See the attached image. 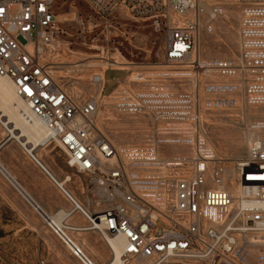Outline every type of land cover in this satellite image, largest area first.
Returning a JSON list of instances; mask_svg holds the SVG:
<instances>
[{
	"label": "built area",
	"instance_id": "built-area-1",
	"mask_svg": "<svg viewBox=\"0 0 264 264\" xmlns=\"http://www.w3.org/2000/svg\"><path fill=\"white\" fill-rule=\"evenodd\" d=\"M87 1L100 14L124 7L163 30L158 61L107 94L116 115L145 123L141 142L118 146L99 127L109 106L100 72L81 99L57 80L44 57L59 33L55 0H0V75L43 124L44 143L85 178L77 185L87 204L29 151L70 203L62 219L48 217L51 231L83 264L98 263L75 236L85 230L106 243L119 237V264H264V0ZM226 4L238 10L236 54L202 56L200 37ZM238 104L260 111L230 169L207 135L211 115ZM76 213L83 219L69 220Z\"/></svg>",
	"mask_w": 264,
	"mask_h": 264
},
{
	"label": "rangeland",
	"instance_id": "rangeland-1",
	"mask_svg": "<svg viewBox=\"0 0 264 264\" xmlns=\"http://www.w3.org/2000/svg\"><path fill=\"white\" fill-rule=\"evenodd\" d=\"M53 8L59 33L53 40L55 45H48L44 57L52 64L67 66L72 75L58 77L54 71L57 80L81 99L94 91L91 75L106 71L100 97L109 106L98 116L99 127L118 146L143 141L147 135L145 123L132 116L116 115L107 94L118 85L119 88L129 85L134 71L148 68L158 61L163 46V30L155 28L148 19L132 15L124 7L100 14L87 0H55ZM224 8L233 9L234 13L218 16L213 22V32L202 33L199 42L202 56L236 54L238 10L231 4ZM111 60L119 64L112 66ZM75 62L79 65L76 66ZM101 62L109 64L105 66ZM238 105L214 112L207 135L208 141L223 154L230 169L245 152L247 127L260 111L255 105ZM6 134L7 130L0 122L1 142ZM35 152L59 181H65L67 175H71L65 186L87 204V197L80 192L82 187L77 185L80 178L83 182L85 178L66 164L62 150L54 143H44L38 145ZM0 161L47 213L53 215L59 207L70 206L56 184L31 160L17 140L10 139L0 147ZM73 216L69 220L83 219L78 213ZM75 236L84 243L87 254L96 262H110L111 249L97 231L85 230ZM0 264H83L54 235L43 214L1 171Z\"/></svg>",
	"mask_w": 264,
	"mask_h": 264
},
{
	"label": "bare ground",
	"instance_id": "bare-ground-1",
	"mask_svg": "<svg viewBox=\"0 0 264 264\" xmlns=\"http://www.w3.org/2000/svg\"><path fill=\"white\" fill-rule=\"evenodd\" d=\"M225 11H226L225 15H227L228 13H234V10L230 8H225ZM50 45L54 46L55 44L52 41ZM112 62L113 61L111 60V63ZM101 63H103V65L105 66H108L109 64L106 62H101ZM74 64H77L76 66L79 65L76 62ZM117 64H119V62L114 61L111 65L113 66ZM52 66L54 68V71H57L58 75L56 76L58 77L72 76L69 73L70 70L67 69L68 67L63 66L62 63L53 62ZM105 73L106 71L101 73V75L103 76L104 83L106 81ZM0 122L2 125L6 126L5 128L7 130L6 137L3 140L5 139H7V141L10 139L17 140L24 147L27 153H29V151L35 153V151H37V146L40 144H44L45 142V129L43 124L29 110L26 101L15 93L11 80L1 75H0ZM0 171L15 185V187L22 193V195L28 201L31 202L30 197L32 198V196L30 195V193L24 189V187L15 179V177L9 172V170L4 166V164L1 161H0ZM70 179H71V175H67L65 182H67ZM61 184L65 185V183H61ZM35 204L38 207L33 204L32 205L39 212H41V214H43L46 220H49V218H51L55 221H58L62 219L66 214L65 210L63 208H60L54 215H47L46 210H44V208L37 201H35ZM107 243L109 245V248L111 249L112 255L109 260L110 262L105 264H119L122 240L119 237L116 238L110 237L108 238Z\"/></svg>",
	"mask_w": 264,
	"mask_h": 264
},
{
	"label": "water",
	"instance_id": "water-1",
	"mask_svg": "<svg viewBox=\"0 0 264 264\" xmlns=\"http://www.w3.org/2000/svg\"><path fill=\"white\" fill-rule=\"evenodd\" d=\"M7 142V139H5V140H3L1 143H0V147L4 144V143H6ZM30 200H31V203L33 204V205H35V206H37L36 204H35V201L30 197ZM38 207V206H37Z\"/></svg>",
	"mask_w": 264,
	"mask_h": 264
},
{
	"label": "crops",
	"instance_id": "crops-1",
	"mask_svg": "<svg viewBox=\"0 0 264 264\" xmlns=\"http://www.w3.org/2000/svg\"><path fill=\"white\" fill-rule=\"evenodd\" d=\"M1 142V141H0ZM36 153V152H35ZM37 154V153H36ZM38 156V155H37ZM38 158L40 159V157L38 156ZM41 160V159H40ZM44 164V163H43ZM42 171V170H41ZM43 172V171H42ZM53 174V173H52ZM47 177V176H46ZM58 180V179H57ZM59 181V180H58ZM59 182H61V183H65V181H59ZM77 197V196H76ZM97 200V199H96ZM47 215H52V214H49V213H47ZM54 215V214H53Z\"/></svg>",
	"mask_w": 264,
	"mask_h": 264
}]
</instances>
